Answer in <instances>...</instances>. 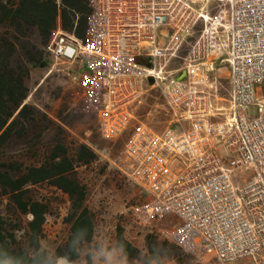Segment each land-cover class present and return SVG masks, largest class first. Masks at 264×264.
Segmentation results:
<instances>
[{
	"label": "built area",
	"instance_id": "1",
	"mask_svg": "<svg viewBox=\"0 0 264 264\" xmlns=\"http://www.w3.org/2000/svg\"><path fill=\"white\" fill-rule=\"evenodd\" d=\"M219 1L88 0L86 38L57 30L49 52L86 72L101 136L127 134L130 176L147 197L140 227L169 221L168 240L202 264H264V0ZM151 90L181 127L138 119Z\"/></svg>",
	"mask_w": 264,
	"mask_h": 264
},
{
	"label": "rangeland",
	"instance_id": "2",
	"mask_svg": "<svg viewBox=\"0 0 264 264\" xmlns=\"http://www.w3.org/2000/svg\"><path fill=\"white\" fill-rule=\"evenodd\" d=\"M227 0H225L226 2ZM221 4L214 0L216 7ZM219 8H215V14ZM185 51L181 53L183 57ZM48 69H37L31 73V94L26 103L33 105L40 113L27 124L26 136L14 139L0 152V173L9 172L20 178L29 166L40 165L56 147L78 153L86 147L94 155L89 165L75 168L74 178L86 188L85 206L94 216L92 246L106 240L115 242L119 233L136 246H140L137 261L129 264H202L191 255L178 249L167 238L172 227L169 221L160 222L155 228L140 227L135 220V209L146 201L143 189L130 176V162L124 155L127 134L116 140H105L100 133L95 93L90 89L88 76L80 64L57 62L52 58ZM182 65V60L172 62L169 69ZM221 82L220 97H227L228 69L217 64L212 75ZM218 105L225 106L224 100ZM47 119L45 120V117ZM138 119L156 131L179 128L165 100L157 90H151L143 104L137 109ZM224 117L217 121L222 122ZM183 127H190L184 123ZM61 153H63L61 151ZM36 154H38L36 156ZM26 200L46 202L49 211L45 217L43 248L52 252L63 244L69 235L66 217L72 209L67 194L48 182L28 187ZM0 216L7 224V230L14 233L19 246H26L25 231L31 215L24 216L10 195L0 190ZM32 217V216H31ZM147 235L145 243L136 240V235ZM87 247V245H85ZM204 264H216L212 260Z\"/></svg>",
	"mask_w": 264,
	"mask_h": 264
},
{
	"label": "trees",
	"instance_id": "3",
	"mask_svg": "<svg viewBox=\"0 0 264 264\" xmlns=\"http://www.w3.org/2000/svg\"><path fill=\"white\" fill-rule=\"evenodd\" d=\"M90 14L88 0H0V152L17 135L24 138L27 124L40 113L26 101L31 94L32 71L51 66L49 46L54 33L62 30L85 39ZM44 117L46 120L47 116ZM93 158L86 147L73 155L56 147L40 165L29 166L20 178L15 179L9 172L0 173V190L11 196L22 215L33 217L25 231L27 245L24 247L19 246L15 234L7 230V224L0 216V242L3 244L0 264H10L11 256L17 258L16 264H43L46 258L63 254L72 232L81 227H87L88 241L92 243L94 216L85 206L86 188L79 184L74 174L75 168L89 165ZM45 182L63 191L72 202L71 212L65 220L69 225L68 238L52 252L42 246L49 206L46 202L26 200L30 185ZM118 240L126 245L129 258L139 257V251L122 232Z\"/></svg>",
	"mask_w": 264,
	"mask_h": 264
},
{
	"label": "clouds",
	"instance_id": "4",
	"mask_svg": "<svg viewBox=\"0 0 264 264\" xmlns=\"http://www.w3.org/2000/svg\"><path fill=\"white\" fill-rule=\"evenodd\" d=\"M65 247L63 254H54L50 259L46 258L43 264H129V252L122 240H106L92 246L88 241L87 227L73 231ZM2 248L3 244L0 242V249ZM16 260L15 256H11L10 264H16Z\"/></svg>",
	"mask_w": 264,
	"mask_h": 264
},
{
	"label": "crops",
	"instance_id": "5",
	"mask_svg": "<svg viewBox=\"0 0 264 264\" xmlns=\"http://www.w3.org/2000/svg\"><path fill=\"white\" fill-rule=\"evenodd\" d=\"M148 236L147 235H143V234H140V235H136V240L138 241H141L142 242V238L144 239L143 243H145V239L147 238ZM129 242V241H128ZM131 243V242H130ZM132 244V243H131ZM138 251L141 249L140 246H136L134 244H132ZM140 252V251H139ZM129 260H134V261H137L138 258H129Z\"/></svg>",
	"mask_w": 264,
	"mask_h": 264
},
{
	"label": "water",
	"instance_id": "6",
	"mask_svg": "<svg viewBox=\"0 0 264 264\" xmlns=\"http://www.w3.org/2000/svg\"><path fill=\"white\" fill-rule=\"evenodd\" d=\"M185 79V73H182L178 76V80H184Z\"/></svg>",
	"mask_w": 264,
	"mask_h": 264
}]
</instances>
